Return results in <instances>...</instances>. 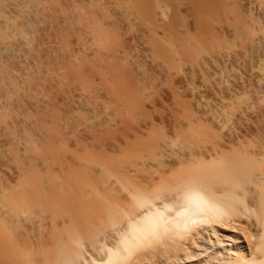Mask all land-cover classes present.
<instances>
[{
	"label": "bare ground",
	"instance_id": "1",
	"mask_svg": "<svg viewBox=\"0 0 264 264\" xmlns=\"http://www.w3.org/2000/svg\"><path fill=\"white\" fill-rule=\"evenodd\" d=\"M201 246L264 264V0H0V264Z\"/></svg>",
	"mask_w": 264,
	"mask_h": 264
},
{
	"label": "rangeland",
	"instance_id": "2",
	"mask_svg": "<svg viewBox=\"0 0 264 264\" xmlns=\"http://www.w3.org/2000/svg\"><path fill=\"white\" fill-rule=\"evenodd\" d=\"M240 221H241V223L242 224H247L248 225V228H249V230L251 231V232H255V229H256V227L254 226V225H252L253 224V217L251 216V218L249 219H247V217H245V216H242L241 218H238ZM251 219H252V221H251ZM252 222V223H251ZM214 227H216L217 229H216V232H215V228L214 229H212V228H207L208 230H206L205 232H203V237L205 236V237H209V235H210V238H211V241H210V244H209V242L208 243H206V244H209V245H212V242H213V244L214 243H216L217 244V240L215 241V236H212L213 235V232H215V234H217L216 236L220 239H224V241H227V242H229L228 243V245H227V247L228 248H231L232 250H238V251H243V250H245V245H246V243H245V240H244V237L242 236L243 234H241V232H239V231H237V230H235V229H230V228H228V227H223V226H219V227H217L216 225L214 226ZM211 233V234H210ZM207 235V236H206ZM226 235H228V236H226ZM224 237V238H223ZM237 237H239V239L237 240V242H236V244H235V242H234V244H233V238H237ZM220 239V240H221ZM214 240V241H213ZM231 241H232V243H231ZM208 246V245H207ZM206 246V247H207ZM214 246H215V248L217 249V245H215L214 244ZM217 246V247H216ZM209 247H211V246H208V248ZM216 249H215V252H219V250H220V247H218V251H216ZM201 250V251H200ZM205 250H206V248H205ZM204 250V247H200L199 248V250H198V253L196 252L195 254H196V256H194V257H191L189 260L188 259H183L181 262L179 261H177L178 263H176V264H196V263H198V262H200V260H202V258L204 257V254L205 253H202V252H204L205 251ZM214 250V249H213ZM225 252V251H224ZM185 260V261H184ZM198 261V262H197ZM203 261V260H202Z\"/></svg>",
	"mask_w": 264,
	"mask_h": 264
}]
</instances>
